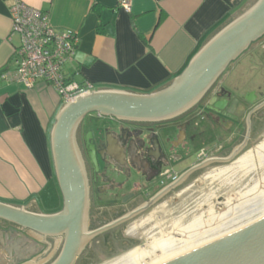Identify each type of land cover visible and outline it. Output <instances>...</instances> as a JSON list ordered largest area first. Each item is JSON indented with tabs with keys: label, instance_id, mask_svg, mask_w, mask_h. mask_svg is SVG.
Here are the masks:
<instances>
[{
	"label": "crops",
	"instance_id": "0c3cea01",
	"mask_svg": "<svg viewBox=\"0 0 264 264\" xmlns=\"http://www.w3.org/2000/svg\"><path fill=\"white\" fill-rule=\"evenodd\" d=\"M16 1L46 12L52 28L77 35L75 61L64 67L75 82H88L93 90L149 93L169 84L255 0H131L129 12L120 0H0V70H13L21 43L12 32ZM94 3L101 9L92 10ZM62 105L45 82L25 88L0 78V202L46 214L45 193L61 206L60 192L52 188L50 132Z\"/></svg>",
	"mask_w": 264,
	"mask_h": 264
},
{
	"label": "flooded vegetation",
	"instance_id": "af4514ba",
	"mask_svg": "<svg viewBox=\"0 0 264 264\" xmlns=\"http://www.w3.org/2000/svg\"><path fill=\"white\" fill-rule=\"evenodd\" d=\"M225 76L223 80H221L223 75L220 77L210 93L193 110L169 122H126L95 114L86 117L78 128L77 142L88 178L89 231L136 213L120 224L95 235L74 264H77L85 254L105 255L107 254L104 251L105 248H110L113 244L117 246L120 241V248H130L133 244L134 251V245L139 241L128 238L124 232L127 223L132 219L134 221L141 213L158 205L170 193L186 185L190 179L202 171L203 167L196 168L183 179L181 176L201 162L231 155L237 159L261 134L264 130V37L231 64L225 71ZM195 117H199L202 121H210L213 137L208 140V144L214 147V152L206 154L202 151L201 159L197 156L195 162L182 168L188 153L182 155L178 150H184L188 142L193 139L192 136L187 137L186 131ZM93 122L97 124L93 125ZM99 122H107V125ZM163 126H171L176 136L169 139L168 136L162 135L160 129ZM87 133L91 134L96 166L90 160L89 150L84 140ZM245 157L252 159L251 169L257 164L259 168L264 169V159H262L264 144L258 147L255 154L252 153V157L248 155ZM254 159H257V162H254ZM215 163L217 162L212 161L210 164ZM238 164L239 161L237 170L231 173L236 171H241L242 174L248 173L240 169ZM218 177L215 175L213 178ZM178 180L179 182L171 188L172 183ZM262 180L264 181V177ZM254 188L257 191L255 193L261 192L258 186L255 185ZM249 195L245 198L252 197ZM146 205V209L137 212ZM261 206L257 205L248 219L253 218L254 215L260 216L257 209ZM210 212L216 215L213 211ZM207 216L205 219L198 217L195 220L205 221ZM214 222L210 225L211 227ZM178 226L181 228L178 229ZM178 226L175 227L178 231L187 227L180 222ZM210 226L205 225L204 229ZM158 227L160 226H154V229ZM204 229L196 228L193 231L180 232V234L174 232L175 237H181L180 239H174L168 234L158 240L169 238L173 241L171 249H177L186 239L195 238ZM136 230L137 226L134 225L131 231L136 234ZM164 233L166 232L158 230L150 236L147 251L151 253L144 257L142 264L154 259V254L159 255L158 249L151 251V245L158 240H154L151 245L150 241L161 237ZM188 233L192 235L188 236ZM62 241L60 236H45L0 219V264H50L58 256Z\"/></svg>",
	"mask_w": 264,
	"mask_h": 264
},
{
	"label": "water",
	"instance_id": "95a60500",
	"mask_svg": "<svg viewBox=\"0 0 264 264\" xmlns=\"http://www.w3.org/2000/svg\"><path fill=\"white\" fill-rule=\"evenodd\" d=\"M263 37L264 0H255L215 33L165 87L149 93L97 89L64 103L50 132L54 175L62 199L60 210L52 214L36 213L0 202V219L45 236H60L61 250L50 264H74L95 235L136 213L89 231L88 178L77 142L78 128L86 117L95 114L136 123L174 120L193 110L227 68ZM84 140L90 160L96 166L91 134L87 133ZM233 156L203 161L181 179L196 168L212 161H227ZM146 208L147 205L137 212ZM158 264H264V215Z\"/></svg>",
	"mask_w": 264,
	"mask_h": 264
},
{
	"label": "rangeland",
	"instance_id": "374dc122",
	"mask_svg": "<svg viewBox=\"0 0 264 264\" xmlns=\"http://www.w3.org/2000/svg\"><path fill=\"white\" fill-rule=\"evenodd\" d=\"M225 77L224 73L221 80ZM99 123L107 125V122ZM92 124L94 125L97 123L93 122ZM210 127L211 124L208 120L202 121L199 117H195L191 120L186 134L188 138L192 136L193 139L188 142V145L184 150H178L182 155L188 153V156L182 163V168L195 162L197 156L201 159L202 155L200 153H202V151L206 154L214 152V147L212 148L210 147L211 145L208 144V140L213 137ZM160 130L161 134L165 135V137L168 136L169 139H173L176 136V132L171 126H163ZM203 140L205 142H203ZM262 144H264V130L249 144L239 158H231L227 161L205 165L202 171L190 179L186 185L182 186L179 190L170 193V195L164 198V200L158 205L141 213V215L134 221L132 219L131 222L127 223L124 227V232L128 238H131L132 240L135 238L139 241L134 245L135 249L147 250L150 236L158 230L166 233L161 237L152 239L150 245L154 240L161 239L168 234L174 239H180L181 237L177 238L174 235V232L180 234V231L175 229V227L178 226V222L188 226L195 220V218L203 217V219H205L209 211H213L216 215L225 213L228 210V207H233L239 203V195L245 194V192H248L255 185L258 186L260 189L259 191L264 192V181L262 180L264 177V169L259 168L258 164L246 174H242L241 171L231 173L232 171L237 170V163L240 159L247 155L252 157V153L255 154L258 147ZM254 162H257V159H254ZM227 171L228 174H226ZM220 172L223 173L221 174L222 176L220 175ZM215 175L219 177L214 179L213 177ZM55 185L56 184L54 183L52 188L54 193L57 194L58 188L56 189L57 186ZM44 197H48V205L46 208L50 211L46 214H52L60 210L62 201L60 206L57 202L51 201L54 199L51 194L47 196V194L44 193ZM255 217L257 216L254 215L253 218ZM245 222H247V220L232 224L229 227H237ZM134 225L137 226L136 234L131 231ZM154 226H162V228L158 227V229H154ZM179 228L181 227L178 226V229ZM120 242H116L118 244L117 246L113 244L110 248H105L104 251L107 253H104L105 255L96 253L85 254L80 258L77 264H118L128 256V253L131 250H133V244H131L130 248L123 249L119 246L121 245Z\"/></svg>",
	"mask_w": 264,
	"mask_h": 264
},
{
	"label": "built area",
	"instance_id": "2783aa9c",
	"mask_svg": "<svg viewBox=\"0 0 264 264\" xmlns=\"http://www.w3.org/2000/svg\"><path fill=\"white\" fill-rule=\"evenodd\" d=\"M119 7L129 12L131 0H120ZM12 32L20 36V46L13 55V70H0V78L31 88L42 81L52 86L63 104L90 92L88 82L79 84L64 72L67 63L75 61L77 35L50 26L46 12L16 1L10 8Z\"/></svg>",
	"mask_w": 264,
	"mask_h": 264
},
{
	"label": "bare ground",
	"instance_id": "6f19581e",
	"mask_svg": "<svg viewBox=\"0 0 264 264\" xmlns=\"http://www.w3.org/2000/svg\"><path fill=\"white\" fill-rule=\"evenodd\" d=\"M258 159V158H257ZM260 159V158H259ZM264 159V158H262ZM252 159L249 157H243L239 160L238 167L240 169L246 170V172H249L252 165ZM260 161H262L260 159ZM223 174L220 172V175ZM258 189V188H257ZM256 189V190H257ZM255 188L253 187L248 192H245V194H241L240 200L238 204H236L233 207H228V210L225 213H222L220 215H214L212 212L208 213V216L205 221H200L201 219H197L193 221L190 225L180 230V232L184 231H193L196 228H202L204 229L205 225L210 226L214 221L213 227L210 226V228L204 229L202 232H200L198 235L195 236L193 239H186L183 243H181L182 246H180L177 249H171L173 247V241L169 238L165 240H158L155 243L151 245L152 250L158 249L159 255L156 257L154 255V259L150 260L148 263L144 264H158L161 263L173 256H176L186 250H189L191 248H194L200 244H203L211 239H214L218 236H221L223 234H226L232 230H235L236 228L252 221L260 216L264 215V192H258L255 193ZM252 195V197L245 198V196ZM249 195V196H250ZM244 196V197H243ZM257 205H262L260 208L257 209V212H259L260 216L256 218H249L250 215L254 212V209ZM230 214V216H228ZM244 219H248L247 222L241 223V225L237 227H229L232 224H237ZM223 229V230H222ZM222 230V231H221ZM187 233V232H186ZM193 233V232H192ZM192 233H188V236L192 235ZM187 236V237H188ZM192 237V236H191ZM190 238V237H189ZM180 245V244H179ZM176 246V245H175ZM150 251L147 250H131L128 253V256L125 257L122 261H120L118 264H142V260L144 257H146Z\"/></svg>",
	"mask_w": 264,
	"mask_h": 264
},
{
	"label": "trees",
	"instance_id": "16d2710c",
	"mask_svg": "<svg viewBox=\"0 0 264 264\" xmlns=\"http://www.w3.org/2000/svg\"><path fill=\"white\" fill-rule=\"evenodd\" d=\"M91 9H92V10H96V11H98V10L101 9V7H100L98 4H95V3H94V4L91 6ZM101 29H102V28H101L100 26H98L97 29H96V32H97V33L102 32Z\"/></svg>",
	"mask_w": 264,
	"mask_h": 264
}]
</instances>
